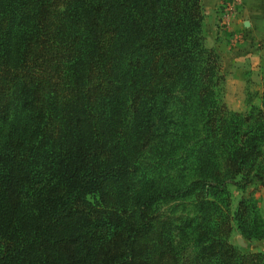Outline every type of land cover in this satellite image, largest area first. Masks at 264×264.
<instances>
[{
    "label": "trees",
    "instance_id": "16d2710c",
    "mask_svg": "<svg viewBox=\"0 0 264 264\" xmlns=\"http://www.w3.org/2000/svg\"><path fill=\"white\" fill-rule=\"evenodd\" d=\"M202 19L201 0H0V264H264L207 197L179 225L156 212L264 184V106L229 116ZM176 151L177 187L133 189Z\"/></svg>",
    "mask_w": 264,
    "mask_h": 264
},
{
    "label": "rangeland",
    "instance_id": "374dc122",
    "mask_svg": "<svg viewBox=\"0 0 264 264\" xmlns=\"http://www.w3.org/2000/svg\"><path fill=\"white\" fill-rule=\"evenodd\" d=\"M207 18L203 13L201 25L203 45L206 49L213 50L220 60V71L224 78L221 100L228 113H230L229 116L239 115L245 117L252 111L262 109L264 106V46L258 44L260 46L256 49L250 47L240 49L238 44L244 40L242 39L243 34H238L240 31L231 28V24L228 27L219 21L223 28H230V33L226 31V33L220 34L217 25L214 23L213 26L212 20L208 21ZM226 34H230V44L227 39H225V43L223 42ZM233 35L238 37L236 40L240 42H232ZM227 45H230V49ZM234 51H237L235 55L233 54ZM127 123H130L129 120ZM127 132H129V129H127ZM176 132L175 129L170 130V134ZM261 145L264 152V140H262ZM127 152L129 156L132 151ZM187 171V167L181 166V159L177 151L170 159H165L164 156L157 158L151 153L138 160L137 168L130 174L129 179L137 193L142 192L144 188L172 189L179 185L180 176L185 175ZM240 179L239 177L237 181H240ZM201 197H207L217 204V209H212L214 221L222 216L221 213L228 214L230 226L232 227L228 239L229 243L242 253L264 254V236L260 240L245 239L240 234L237 216L239 203L245 201V205L251 208V215L246 216L245 220L248 219L251 223L255 219L257 226L254 225V235L261 233L260 222L264 223V184L255 182L244 188L229 184L225 186L223 192L213 194V196H210L204 190L202 193L196 192L178 201H160L155 205L156 212L161 214L164 219L166 217L172 218L174 225H179L183 220L190 219L195 213H198V210L190 204L194 199ZM198 217H201V215L198 214ZM262 227L264 229V226Z\"/></svg>",
    "mask_w": 264,
    "mask_h": 264
},
{
    "label": "crops",
    "instance_id": "0c3cea01",
    "mask_svg": "<svg viewBox=\"0 0 264 264\" xmlns=\"http://www.w3.org/2000/svg\"><path fill=\"white\" fill-rule=\"evenodd\" d=\"M240 6L237 11V18L231 23V28H234L235 31H240L238 34H243V41H238V37L235 35L232 36V42L237 43L240 49L245 47H250L256 49V47L262 45L264 46V0H239ZM222 0H201V5L203 13L208 17L207 20H212V25L214 23L217 25V28L220 31V34L230 33V28L225 29L220 24L219 18V5ZM211 18V19H210ZM222 31V32H221ZM223 38V37H222ZM229 41L230 44V34H226L223 38ZM260 44V45H258ZM230 49V45H227ZM237 51H234L235 55Z\"/></svg>",
    "mask_w": 264,
    "mask_h": 264
},
{
    "label": "built area",
    "instance_id": "2783aa9c",
    "mask_svg": "<svg viewBox=\"0 0 264 264\" xmlns=\"http://www.w3.org/2000/svg\"><path fill=\"white\" fill-rule=\"evenodd\" d=\"M239 6V0H222L219 5L220 22L229 27L231 22L237 18Z\"/></svg>",
    "mask_w": 264,
    "mask_h": 264
},
{
    "label": "water",
    "instance_id": "95a60500",
    "mask_svg": "<svg viewBox=\"0 0 264 264\" xmlns=\"http://www.w3.org/2000/svg\"><path fill=\"white\" fill-rule=\"evenodd\" d=\"M240 243V242H239ZM242 244V243H241Z\"/></svg>",
    "mask_w": 264,
    "mask_h": 264
}]
</instances>
